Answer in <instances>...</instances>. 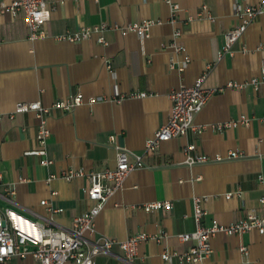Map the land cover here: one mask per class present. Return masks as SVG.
<instances>
[{"label": "crops", "instance_id": "crops-1", "mask_svg": "<svg viewBox=\"0 0 264 264\" xmlns=\"http://www.w3.org/2000/svg\"><path fill=\"white\" fill-rule=\"evenodd\" d=\"M14 1L0 0L8 4ZM47 1L54 9L46 25V38H30L23 13H0V210L12 208L42 225L71 228L75 218L96 203L86 193L88 181L63 180V169H115L119 146L132 155L144 156L145 166L131 173L124 187L108 201L95 221L97 236L119 241L139 233L163 232L166 236L160 242L142 243L133 263L115 247L112 254L98 256L96 264H180L176 260L168 263L161 255L166 250L185 251L196 244L179 238L197 228L192 204L195 196L208 197L202 203L208 213L205 226H211L215 219L228 225L249 212L264 211V85L259 91L248 84L244 89L216 94L196 117L200 125L244 118L252 119L251 125L223 131L208 128L199 136L189 133L145 154L147 140L170 118V93L183 85L193 86L207 65L213 64V69L206 87L261 77L264 15L249 26L235 45V54L218 62L226 32L239 23L235 9L257 5L260 0H178L181 11L176 23L170 22L171 10L164 0ZM203 5L209 7L214 20L199 17ZM147 20L163 21L152 28L149 38L134 33L123 36L115 29L106 32L107 45L96 38L78 43L55 38L83 26L108 23L123 27ZM177 30L182 32L180 43L192 59L183 72L170 68L171 62L181 57L163 48ZM116 91L152 95L117 102ZM77 93H83L86 101L97 100L50 116L48 153L54 163L43 166L40 157L26 155L37 147L35 115L17 114L13 119L9 115L22 101L51 106ZM111 136L116 137L115 143ZM193 143L198 145V152L213 160L231 152L244 156L189 166L183 149ZM52 175L58 178L48 182ZM237 190L242 191L241 196L226 198ZM43 201L63 212L50 214ZM166 201L173 202L171 210L148 213L143 209L146 204ZM212 242L213 254L192 264H264V235L257 232L243 236L220 233ZM242 246L248 247L247 255ZM5 264L36 261L32 256L14 257Z\"/></svg>", "mask_w": 264, "mask_h": 264}, {"label": "built area", "instance_id": "built-area-1", "mask_svg": "<svg viewBox=\"0 0 264 264\" xmlns=\"http://www.w3.org/2000/svg\"><path fill=\"white\" fill-rule=\"evenodd\" d=\"M171 10V23L179 20V12L181 5L178 0H164ZM53 7L47 0H16L11 4L0 2V13L11 14L17 16L24 14L25 22L30 31V38L37 40L48 37L46 25L51 21ZM236 16L239 20L238 25L228 30L225 34V44L218 53V62L227 56L235 54L234 47L244 37L252 22L261 15H264V0H260L257 5L244 7L238 6ZM199 17H208L214 20L209 13V7L203 5L199 11ZM189 17L188 20H192ZM163 24V21L147 20L140 23H133L126 26H111L108 23L99 26H83L75 32H68L64 35L55 37L60 41H68L78 43L88 39L96 38L103 45L108 44L105 36L106 32L115 29L121 32L123 36L134 33L142 38H149L151 30L157 25ZM182 32L177 30L173 33L171 43L164 44V49L172 50L181 57L180 61H172L170 68L183 72L191 63L192 59L187 53L186 47L180 43ZM260 48H264L262 45ZM248 51V49H244ZM108 69L112 71V65L107 64ZM213 69V64L206 67L191 87L182 86L173 90L169 97L172 101V112L166 124H164L154 135L147 140L145 154L154 152L159 149L163 142L174 138L188 135L189 133L199 136L208 128L223 131L227 128H234L240 124L251 125L252 119L244 118L240 120H232L224 123L212 125H200L196 122V117L202 112L210 99L227 89H244L248 84L252 85L256 91L264 85V59L262 61L261 77H254L249 82L239 83L231 81L220 87H206L205 83ZM148 92H134L131 94L115 93V100L121 102L128 97L146 98L151 96ZM96 98H90L86 101L83 93L71 95L68 99H62L54 102L51 106L44 105L41 101L19 102L14 111L10 113L13 119L17 114L33 113L38 121L37 131V147L27 151L26 155H34L40 157V163L43 166H49L54 163V159L49 157L48 144L51 137L49 127V118L53 113H68L75 111L76 108L85 103L92 104ZM3 113L0 112V120ZM113 143L116 137L109 138ZM117 166L115 169H105L102 171H86L84 169H66L62 171L61 178L63 180L72 181L78 178H85L88 181L86 193L96 204L87 213L75 218L71 228H60L55 226H45L40 222L29 218L28 216L16 211L12 208L0 210V264H5L14 257L25 258L32 256L36 264H96L95 260L100 255H110L115 247H118L124 253L126 259L133 263L139 257V250L142 243L149 240L160 242L166 233L161 235H151L149 233H139L129 237L125 241L111 239L105 236H97L96 220L104 210L108 201L124 187V184L131 173L145 166L144 156L132 155L126 149L117 146ZM186 154L185 163L189 166L196 164L208 163L210 161H225L244 156L239 152H231L227 157L218 155L216 159L198 152L196 143L190 144L183 149ZM58 178L57 175L49 177L48 182ZM2 175H0V180ZM263 181V177H261ZM13 193V191L11 192ZM235 195L241 196L242 191L237 190L226 195L227 199H231ZM208 197L195 196L193 201L194 219L196 222V230L192 233H183L179 238L183 242L195 241L196 244L185 251L166 250L162 253V259L168 263L174 260L180 264L200 263L208 259L214 252L213 239L220 233L226 235L243 236L246 233L257 232L264 235V211L249 212L246 217L231 223L222 224L218 220H214L211 226H205L203 220L208 214L204 209V201ZM264 202V201H263ZM43 205L48 206L50 214H58L63 209H57L48 201H43ZM173 202H155L146 204L143 209L150 213L161 210H171ZM244 254L249 253L246 246L241 247Z\"/></svg>", "mask_w": 264, "mask_h": 264}]
</instances>
